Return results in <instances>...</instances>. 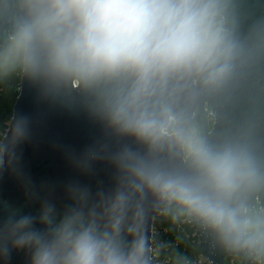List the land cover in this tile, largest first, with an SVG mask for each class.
<instances>
[{"label": "water", "instance_id": "1", "mask_svg": "<svg viewBox=\"0 0 264 264\" xmlns=\"http://www.w3.org/2000/svg\"><path fill=\"white\" fill-rule=\"evenodd\" d=\"M18 0H0V46L15 36L23 20ZM212 15L222 19L218 40L220 62L228 71L218 82L206 84L195 71L178 72L153 97L167 107L175 123L190 130L198 118L202 144L214 153L231 152L248 161L251 176L229 197L241 217L254 210L257 235L264 234V0H211ZM131 78L118 76L90 86L73 87L49 74L41 61L33 68L23 57L20 91L12 121L0 144V238L12 225L28 218L37 231L44 220L55 229L78 218L81 227L93 224L110 231V210L121 193L130 197L122 213L117 241L122 250L132 244L127 229L139 212L138 233L150 259L153 218L163 199L147 187L137 188L129 160L150 170L196 182L200 171L191 157L172 141L150 146L122 132L111 122L112 104ZM213 124L208 122V114ZM200 254L208 264H224L235 256L241 264H255V246L226 242L190 212ZM247 238V234L244 239ZM31 251L12 250L0 264H30Z\"/></svg>", "mask_w": 264, "mask_h": 264}, {"label": "clouds", "instance_id": "2", "mask_svg": "<svg viewBox=\"0 0 264 264\" xmlns=\"http://www.w3.org/2000/svg\"><path fill=\"white\" fill-rule=\"evenodd\" d=\"M17 6L23 20L11 47L33 68L42 61L49 74L70 80L74 88L130 77V87L113 100L111 122L150 146L174 142L201 173L192 182L127 157L137 188L147 187L188 209L226 242L264 245L257 225L228 202L251 176L248 161L231 152L210 151L194 132L175 123L167 107L153 102L178 72L195 71L206 84L226 75L228 66L220 62L218 39L210 28L211 0H18ZM129 199L121 193L115 200L110 231L93 224L81 227L72 218L55 229L41 220V232L24 218L0 238V257L27 249L30 264H148L145 239L138 233L139 212L132 213L127 229L131 246L124 251L117 241Z\"/></svg>", "mask_w": 264, "mask_h": 264}, {"label": "trees", "instance_id": "3", "mask_svg": "<svg viewBox=\"0 0 264 264\" xmlns=\"http://www.w3.org/2000/svg\"><path fill=\"white\" fill-rule=\"evenodd\" d=\"M210 28L219 40L222 35L221 17L212 15ZM13 38L8 39L5 45L0 46V139L12 121L23 70V56L11 47ZM209 120L208 118V122L211 123ZM190 131L194 132L202 143L203 132L198 118L192 119ZM189 214L188 209L174 201H168L161 206L153 218L150 238L155 264H186L187 260L200 253L199 243L192 229ZM246 219L256 225L258 223L254 210L246 214ZM254 252L262 258L264 264V245H255Z\"/></svg>", "mask_w": 264, "mask_h": 264}, {"label": "built area", "instance_id": "4", "mask_svg": "<svg viewBox=\"0 0 264 264\" xmlns=\"http://www.w3.org/2000/svg\"><path fill=\"white\" fill-rule=\"evenodd\" d=\"M222 32H223V28H222ZM208 118L210 119L209 121H211L210 125H212L213 124V117H212V115L210 113L208 114ZM6 132H7V130H6ZM6 132L3 135H1L0 144L3 141V137H5ZM0 153H1V151H0ZM1 155H2V153H1ZM1 163H2V157L0 159V164ZM168 201H170V200L163 199V204L168 202ZM190 222H191V217H190ZM191 226H192V222H191ZM192 229H193V227H192ZM194 233H195V231H194ZM151 235H152V227H151ZM195 236H196V233H195ZM197 242L199 243L198 238H197ZM149 251H150V259L153 258L155 260V256H153V254H152L153 249L151 248V244H150V247H149ZM253 259H254L255 264H263L262 258H260L258 255H256L255 252L253 254ZM227 262H228V264H241L240 260L237 259L235 256L226 257L225 260H224V264H227ZM186 264H208V260L206 258H204L199 253V254L195 255L192 259L187 260Z\"/></svg>", "mask_w": 264, "mask_h": 264}, {"label": "rangeland", "instance_id": "5", "mask_svg": "<svg viewBox=\"0 0 264 264\" xmlns=\"http://www.w3.org/2000/svg\"><path fill=\"white\" fill-rule=\"evenodd\" d=\"M227 264H228V262H227Z\"/></svg>", "mask_w": 264, "mask_h": 264}]
</instances>
